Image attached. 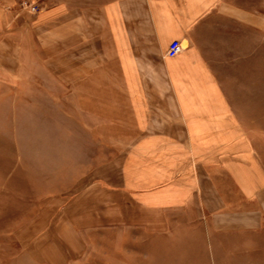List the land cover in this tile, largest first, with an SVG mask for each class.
Segmentation results:
<instances>
[{
	"label": "crops",
	"instance_id": "0c3cea01",
	"mask_svg": "<svg viewBox=\"0 0 264 264\" xmlns=\"http://www.w3.org/2000/svg\"><path fill=\"white\" fill-rule=\"evenodd\" d=\"M18 1L0 0L1 27ZM32 1L34 38L79 59V109L64 98L65 120L79 111L85 136L123 144L95 158V187L122 207L175 214L184 247L211 264H264V84L248 81L247 11L231 0ZM102 84H126L124 109L119 94L105 107ZM19 101L17 116L28 111Z\"/></svg>",
	"mask_w": 264,
	"mask_h": 264
},
{
	"label": "rangeland",
	"instance_id": "374dc122",
	"mask_svg": "<svg viewBox=\"0 0 264 264\" xmlns=\"http://www.w3.org/2000/svg\"><path fill=\"white\" fill-rule=\"evenodd\" d=\"M231 1L242 16L247 11L249 84H264V0ZM32 6L38 7L19 0L8 26L0 25V264H211L204 249L184 247L175 214L122 207L95 187V158L111 160L123 144L85 136L78 110L71 125L65 120L64 98L79 109V59L65 57L62 43L49 49L47 40L34 38L39 7ZM113 75L123 80L122 72ZM102 85L105 107L119 94L124 109L126 84ZM32 98L41 111L31 112ZM17 101L25 114L17 116Z\"/></svg>",
	"mask_w": 264,
	"mask_h": 264
},
{
	"label": "built area",
	"instance_id": "2783aa9c",
	"mask_svg": "<svg viewBox=\"0 0 264 264\" xmlns=\"http://www.w3.org/2000/svg\"><path fill=\"white\" fill-rule=\"evenodd\" d=\"M31 10L32 11H36L37 8L36 6H32L31 7ZM181 43L179 40H174L170 43L169 45V48L167 50V55L170 56V57H174L176 56L177 54H179L181 52Z\"/></svg>",
	"mask_w": 264,
	"mask_h": 264
}]
</instances>
